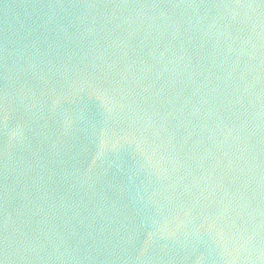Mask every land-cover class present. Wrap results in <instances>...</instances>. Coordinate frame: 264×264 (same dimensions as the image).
Here are the masks:
<instances>
[{
    "label": "water",
    "instance_id": "95a60500",
    "mask_svg": "<svg viewBox=\"0 0 264 264\" xmlns=\"http://www.w3.org/2000/svg\"><path fill=\"white\" fill-rule=\"evenodd\" d=\"M0 264H264V0H0Z\"/></svg>",
    "mask_w": 264,
    "mask_h": 264
}]
</instances>
